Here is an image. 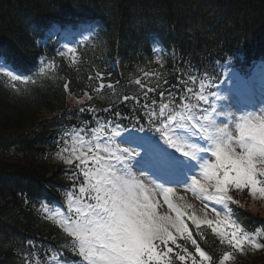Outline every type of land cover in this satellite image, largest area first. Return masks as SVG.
Returning a JSON list of instances; mask_svg holds the SVG:
<instances>
[{
    "label": "snow or ice",
    "instance_id": "1",
    "mask_svg": "<svg viewBox=\"0 0 264 264\" xmlns=\"http://www.w3.org/2000/svg\"><path fill=\"white\" fill-rule=\"evenodd\" d=\"M65 47L67 51L58 54L61 57L71 54L74 58L76 49ZM51 67L52 62L45 63L39 73L45 74V69ZM0 74L8 79L13 91L19 90L18 83H36L32 76L18 74L6 63H0ZM143 98L149 99L147 92ZM128 99L124 97L125 101ZM179 99L180 105L161 103L158 116L154 111L155 100L151 105H143L148 125L150 128L155 126L159 139L150 137L137 141L132 133L123 135L118 121L125 118L119 112L107 123H100L90 131L86 124L83 134L72 135L71 148L64 149L69 153L64 157V163L71 166L73 159L79 161L75 168L80 169L84 179L78 193L69 196V210L74 215L62 219L53 215L49 219L55 220L73 238L72 249L82 258L79 264H174V260L182 264H188V261L191 264H217L213 256L202 250L183 216L191 220L197 232L201 231V225L210 228L219 236L222 245L242 247L244 242H249L260 246L252 235L240 234L235 220L230 223L227 215L219 218L222 213L215 206L211 208L214 219H200L182 211L188 206L169 199L167 193L172 189H163L162 184L156 187L163 189L164 202L175 215L157 212L158 203L151 197L153 189L144 183V179L177 173L185 165L193 169L188 187L201 202L205 199L214 201L227 209L228 202L237 203L230 189L264 198V108L259 114L255 109L245 110L244 106L250 105L251 100L220 97L216 92L205 94L203 86L196 94L195 104L185 94ZM221 99L224 103L218 104ZM233 108L240 111L239 116ZM140 130L143 131V127ZM159 140H163L167 148L162 147ZM122 144H134L135 147H121ZM208 154L209 159L215 158L214 163L205 159ZM197 168L202 170L203 182L197 179ZM135 171L140 172L139 177ZM175 183L187 184L188 180ZM262 234L257 229V235ZM178 237L185 245L190 242L195 253L187 246L179 245ZM170 243L180 249L171 258L173 248ZM229 259V252L224 251L219 264H225Z\"/></svg>",
    "mask_w": 264,
    "mask_h": 264
},
{
    "label": "trees",
    "instance_id": "2",
    "mask_svg": "<svg viewBox=\"0 0 264 264\" xmlns=\"http://www.w3.org/2000/svg\"><path fill=\"white\" fill-rule=\"evenodd\" d=\"M85 1L97 7L108 0H98L94 3V0ZM67 3L76 5L81 4V1L0 0V54L3 60L11 67H22L28 60L14 56L21 57L23 54L31 56L33 48L22 42L25 36L16 27L23 22L26 10L37 13L40 9L43 12L57 9V6ZM108 6L116 13L119 2L114 1ZM208 8L212 10L211 18L215 19V24L221 27L219 34L224 39L233 36L236 42L239 40L244 42L245 39H249L248 36L254 35V29L256 31L261 22V25H264V0H141L140 8L135 9L137 11L130 6L125 7L127 23L133 26L128 27L127 32H115L110 35L103 33L102 44L86 48V55L80 57L78 54L75 60L63 64L61 76L66 78L65 81L61 78L56 82L53 77L36 79L35 84L28 83L30 85L28 96L31 98L24 99L22 92L13 91L10 84L0 78V264H14L12 261L26 249L23 235L27 226L23 214L19 212L24 204L19 199V194L14 192L13 187L16 184L13 179L17 178L22 183L17 175H35L37 171L42 172L45 169L43 158L54 148L52 143L56 131L54 122L60 117L51 119L39 117L42 112L63 106L65 103L63 84L68 81V86L78 93L80 87L81 90L86 87L88 76L98 72L97 68L103 69L105 66L101 65L105 64V61L110 65L117 56L122 58L123 63L134 66L130 57L138 53L136 52L138 48L135 42H132V49H127L126 43L134 39L130 36L145 32L146 25L151 22L156 23V26L168 23L186 25L192 20L188 26L191 23L195 25L201 23L210 27ZM116 18H111L110 23L114 24ZM205 41L208 40L205 38ZM64 119L67 117L63 116L62 120ZM23 158L30 164L26 163L25 169L17 170L20 168L15 163ZM10 174L13 179H9ZM15 209L21 214V222L17 225L14 224L13 218L8 220L11 213L15 214Z\"/></svg>",
    "mask_w": 264,
    "mask_h": 264
},
{
    "label": "rangeland",
    "instance_id": "3",
    "mask_svg": "<svg viewBox=\"0 0 264 264\" xmlns=\"http://www.w3.org/2000/svg\"><path fill=\"white\" fill-rule=\"evenodd\" d=\"M72 146V143H68V147L67 148H71ZM64 155H61V158L62 160L61 161H64ZM144 183L149 187V188H152L153 191L151 193V197L153 198L154 202L158 203V208H157V212H160V213H167V209L168 207L166 206L165 202H164V196H165V192L163 190H161L160 188H157L155 185V183L151 182L150 180L148 179H144ZM178 192V194H184L185 197L188 196V193H189V187L188 186H185V187H182L180 189H177L176 190ZM167 195L169 196V199H171L173 201V197L176 195L174 194L173 192L171 193H167ZM59 213L58 212L57 214H55L56 216V219H62L63 216H59ZM207 219H214L213 217H209Z\"/></svg>",
    "mask_w": 264,
    "mask_h": 264
}]
</instances>
